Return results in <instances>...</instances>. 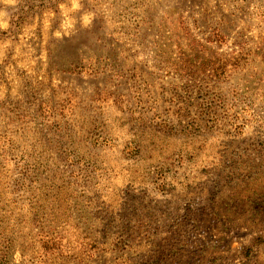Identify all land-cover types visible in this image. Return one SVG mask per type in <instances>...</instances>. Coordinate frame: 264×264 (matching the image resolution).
<instances>
[{"label":"rangeland","instance_id":"rangeland-1","mask_svg":"<svg viewBox=\"0 0 264 264\" xmlns=\"http://www.w3.org/2000/svg\"><path fill=\"white\" fill-rule=\"evenodd\" d=\"M0 264H264V0H0Z\"/></svg>","mask_w":264,"mask_h":264}]
</instances>
